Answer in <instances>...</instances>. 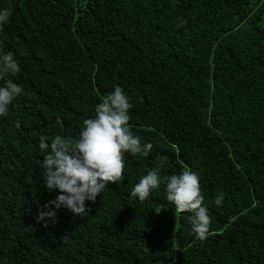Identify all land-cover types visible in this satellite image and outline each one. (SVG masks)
Instances as JSON below:
<instances>
[{
	"label": "trees",
	"instance_id": "1",
	"mask_svg": "<svg viewBox=\"0 0 264 264\" xmlns=\"http://www.w3.org/2000/svg\"><path fill=\"white\" fill-rule=\"evenodd\" d=\"M4 7L0 50L20 71L0 85L12 80L22 93L0 116V264H264V0ZM116 85L133 105L130 130L152 150L125 153L121 181L86 201V215L60 207L38 219L58 194L43 184L40 136L77 135ZM157 155L161 176L198 174L211 218L204 239L163 182L144 201L129 195Z\"/></svg>",
	"mask_w": 264,
	"mask_h": 264
},
{
	"label": "clouds",
	"instance_id": "2",
	"mask_svg": "<svg viewBox=\"0 0 264 264\" xmlns=\"http://www.w3.org/2000/svg\"><path fill=\"white\" fill-rule=\"evenodd\" d=\"M12 9L0 8V29L9 21ZM20 65L11 50H0V77L4 73L15 74ZM22 93L20 84L7 80L0 85V116L5 115L15 97ZM133 107L130 97L119 86H114L108 95L96 103L94 115L85 118L75 136L56 134L49 138L41 135L38 148L43 154V184L49 190L57 191L54 199L44 205L38 219H54L55 209L66 207L73 214L86 215V201L96 197L108 187L109 182H119L124 173V154L147 156L152 150L151 141L141 143V137L130 130L129 109ZM57 124L63 126L57 117ZM50 140V142H49ZM158 164L140 176L129 195L144 201L163 182L166 201L171 202L176 212L187 210L192 233L204 239L210 227L207 205L202 204L200 178L195 171L182 170L161 176V166L166 157L157 155ZM224 194L216 195V205L223 203ZM49 205L54 206L49 208ZM161 206L155 209L159 212ZM47 222V220L45 221Z\"/></svg>",
	"mask_w": 264,
	"mask_h": 264
}]
</instances>
